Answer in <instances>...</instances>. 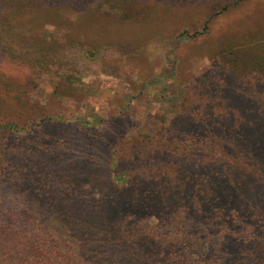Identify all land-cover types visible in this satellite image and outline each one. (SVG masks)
I'll list each match as a JSON object with an SVG mask.
<instances>
[{
  "label": "rangeland",
  "instance_id": "1",
  "mask_svg": "<svg viewBox=\"0 0 264 264\" xmlns=\"http://www.w3.org/2000/svg\"><path fill=\"white\" fill-rule=\"evenodd\" d=\"M243 70L264 76V0H3L0 148L24 172L0 196L16 191L40 222L61 214L105 229L119 203L116 142L187 128L197 81L224 85ZM188 217L197 252L200 215Z\"/></svg>",
  "mask_w": 264,
  "mask_h": 264
},
{
  "label": "trees",
  "instance_id": "2",
  "mask_svg": "<svg viewBox=\"0 0 264 264\" xmlns=\"http://www.w3.org/2000/svg\"><path fill=\"white\" fill-rule=\"evenodd\" d=\"M262 74L243 70L224 85L204 75L187 128L165 127L160 136L136 141L122 136L111 154V174L121 179L119 203L103 230L61 214L40 222L22 196L5 189L0 264H91L89 256L115 264L102 252L111 246L122 251L121 264H264ZM1 147L0 188L24 172L11 148ZM191 211L200 215L204 237L197 252Z\"/></svg>",
  "mask_w": 264,
  "mask_h": 264
}]
</instances>
